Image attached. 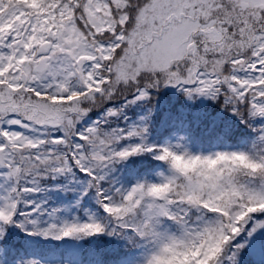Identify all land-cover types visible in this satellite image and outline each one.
<instances>
[{
  "label": "snow or ice",
  "instance_id": "snow-or-ice-1",
  "mask_svg": "<svg viewBox=\"0 0 264 264\" xmlns=\"http://www.w3.org/2000/svg\"><path fill=\"white\" fill-rule=\"evenodd\" d=\"M0 264H264V0H0Z\"/></svg>",
  "mask_w": 264,
  "mask_h": 264
},
{
  "label": "trees",
  "instance_id": "trees-1",
  "mask_svg": "<svg viewBox=\"0 0 264 264\" xmlns=\"http://www.w3.org/2000/svg\"><path fill=\"white\" fill-rule=\"evenodd\" d=\"M167 92H169V91L166 90L162 96V98L164 97L167 99V103L162 104L164 107H166V108L171 107V108L175 109V108L180 107L181 105L184 104V101L181 99H176V100L168 99L166 96Z\"/></svg>",
  "mask_w": 264,
  "mask_h": 264
},
{
  "label": "rangeland",
  "instance_id": "rangeland-1",
  "mask_svg": "<svg viewBox=\"0 0 264 264\" xmlns=\"http://www.w3.org/2000/svg\"><path fill=\"white\" fill-rule=\"evenodd\" d=\"M166 96H167L168 99H172V100L180 99V98L178 97V95L175 94V93L172 92V91L167 92ZM161 103H162V104L167 103V99L164 98V97L161 98Z\"/></svg>",
  "mask_w": 264,
  "mask_h": 264
},
{
  "label": "clouds",
  "instance_id": "clouds-1",
  "mask_svg": "<svg viewBox=\"0 0 264 264\" xmlns=\"http://www.w3.org/2000/svg\"><path fill=\"white\" fill-rule=\"evenodd\" d=\"M195 162H192V163H185V167H191V166H194Z\"/></svg>",
  "mask_w": 264,
  "mask_h": 264
}]
</instances>
